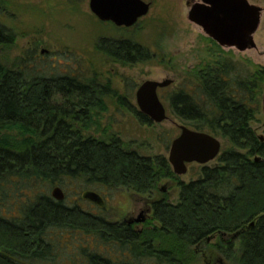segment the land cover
I'll return each mask as SVG.
<instances>
[{
    "label": "trees",
    "instance_id": "obj_1",
    "mask_svg": "<svg viewBox=\"0 0 264 264\" xmlns=\"http://www.w3.org/2000/svg\"><path fill=\"white\" fill-rule=\"evenodd\" d=\"M15 40L13 31L0 26V45ZM99 47L123 66L154 57L133 39H104ZM19 59L12 65L0 60V264H59L62 252L76 247L70 241L76 235L92 242L77 245L80 254L70 264H198L196 247L218 234L237 233L239 246L232 240L212 245L207 264L215 252L236 264H264V140L252 125L264 68L241 73L224 59L210 61L193 70L195 89L187 85L172 95L170 108L178 118L232 145L215 166L202 167L200 178L185 183L165 156L143 155L114 134H93L102 130L104 98L116 94L110 80L101 84L78 68L47 73ZM118 102L141 123H153L126 99ZM164 179L178 180V201L154 200L152 222L146 223L154 225L142 230L69 204L66 194L57 201L49 192L77 181L89 189L124 187L145 195ZM12 199L15 211L5 207ZM111 245L120 254L108 253Z\"/></svg>",
    "mask_w": 264,
    "mask_h": 264
},
{
    "label": "rangeland",
    "instance_id": "obj_2",
    "mask_svg": "<svg viewBox=\"0 0 264 264\" xmlns=\"http://www.w3.org/2000/svg\"><path fill=\"white\" fill-rule=\"evenodd\" d=\"M146 1L151 2L146 16L132 27L118 28L98 19L90 9V0H0V26L7 27L16 35L12 45H0V60L12 65L19 58H28L25 61L29 60L31 66L45 69L47 73L68 74L78 68L84 72V76L96 75L101 84L110 80V93L115 91L116 94L104 98L106 110L100 116L102 130H94L93 134L99 137H104V132L106 137L114 134L143 155H162L168 159L171 143L180 134L179 125L194 129L192 123L182 121L170 108L172 95L181 87L191 85L195 89L197 86L193 70L219 59L228 61L236 72L250 73L258 67L264 68V0H250L261 6L263 13L261 25L254 36L257 49L245 52L213 43L201 27L188 20L185 0ZM112 38L133 39L148 47L154 57L129 66L116 63L99 47L101 40ZM47 51L49 53L46 54ZM167 78L174 79V82L159 90L169 116L162 123L152 120V124L141 123L133 112L118 102L119 97H126L129 107L139 110L135 98L138 85L146 80L162 81ZM259 90L258 109L252 125L257 135L264 137V84L261 92ZM204 131L209 133L208 129ZM214 136L221 141V152L232 147L228 139ZM217 163V158L205 165L190 163L186 174L176 176L179 181L189 183L200 178L202 167H213ZM178 180L164 179L152 194L138 195L150 200L165 197L176 203L179 198ZM162 187L166 188L165 192ZM63 190L69 204H80L85 210L101 214L113 222H122L125 218L139 214L143 206V199L137 198V193L124 187L96 185L89 189L76 181ZM86 190L104 196L107 199L105 207L82 199ZM51 191L52 188L49 189ZM5 207L12 211L18 208L14 199L6 202ZM148 221L152 222V213ZM153 225L154 222L151 225L140 223L137 229L151 228ZM221 237L218 234L207 244L198 249L196 247L198 264H207L214 251L212 245L216 243L226 244L232 240L234 245L239 246L238 236L223 234ZM70 241L71 245L76 243V247L65 249L58 257L59 264H70L71 257L80 254L77 245L86 246L92 242L85 235L70 236ZM106 250L111 254H120L119 247L115 245L108 246ZM213 260L212 264H236L218 252L213 254ZM143 264L153 263L144 260Z\"/></svg>",
    "mask_w": 264,
    "mask_h": 264
},
{
    "label": "water",
    "instance_id": "obj_3",
    "mask_svg": "<svg viewBox=\"0 0 264 264\" xmlns=\"http://www.w3.org/2000/svg\"><path fill=\"white\" fill-rule=\"evenodd\" d=\"M151 8V2L146 0H90V9L103 22H112L118 27H132L146 16ZM263 8L250 0H200L188 11V20L201 27L203 32L219 46L235 48L245 52L257 49L255 34L262 20ZM174 79L162 81L146 80L136 92V102L139 111L155 123L169 119L167 109L159 97L158 89L170 86ZM264 113V94L262 97ZM180 134L173 139L168 161L178 176L186 174L188 164H208L221 153V141L205 131L179 125ZM261 140L264 137L261 136ZM52 197L57 201L65 199V192L60 186L54 187ZM83 199L98 206H105L103 197L93 190L82 194ZM136 222H145L142 217ZM235 234L234 237L238 236ZM209 239L208 241H210Z\"/></svg>",
    "mask_w": 264,
    "mask_h": 264
},
{
    "label": "flooded vegetation",
    "instance_id": "obj_4",
    "mask_svg": "<svg viewBox=\"0 0 264 264\" xmlns=\"http://www.w3.org/2000/svg\"><path fill=\"white\" fill-rule=\"evenodd\" d=\"M200 0H185V3H186V5L188 6V11H189V9L191 8V6L193 5V4H195V3H197V2H199ZM104 23H111V24H113L112 22H104ZM115 25V24H114ZM116 26V25H115ZM118 27V26H117ZM118 28H125V27H118ZM127 28V27H126ZM126 39V38H125ZM109 40H117V38H112V39H109ZM128 40V39H127ZM212 40V39H211ZM213 41V40H212ZM213 42H215V41H213ZM216 43V42H215ZM43 52H44V50H43ZM41 53H42V51H41ZM46 54L47 53H49V51H47V52H45ZM139 86L140 85H138V88H139ZM138 88H137V90H138ZM160 89H162V88H160ZM160 89H158V94H159V90ZM137 90H136V92H137ZM113 93H114V91H113ZM115 94V93H114ZM160 97V96H159ZM120 98H123V99H126V97H120ZM135 98H136V93H135ZM161 99V98H160ZM126 103H127V101H126ZM128 104V103H127ZM162 189V191L163 192H165L166 191V188L165 187H162L161 188ZM98 193V192H97ZM101 195V194H100ZM102 196V195H101ZM137 198H142L143 199V203H142V205L143 206H141V208L139 209L140 210V213L139 214H135V215H132L131 217H128V218H125L122 222H125L128 226H132V227H134L135 229H137V227L140 225V223H147V221L149 220V218H150V216H151V213H152V205H153V203H154V200H150V199H148V198H144L143 196H140V195H135ZM103 197V199H104V201H105V205H106V201H107V199L104 197V196H102ZM162 199H167V198H162ZM168 201H169V199H167ZM170 202V201H169ZM103 207H105V206H103ZM142 217H145L146 218V221L145 222H136L135 220L136 219H139V218H142ZM139 230H142V229H139ZM217 237V235L216 236H214V238H216ZM220 237H221V235H220ZM221 239H222V237H221Z\"/></svg>",
    "mask_w": 264,
    "mask_h": 264
}]
</instances>
